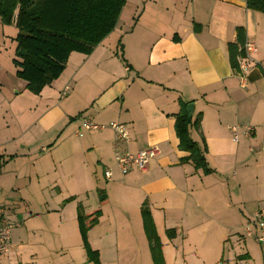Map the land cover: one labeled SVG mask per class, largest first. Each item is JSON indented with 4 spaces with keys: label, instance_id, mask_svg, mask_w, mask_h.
Wrapping results in <instances>:
<instances>
[{
    "label": "crops",
    "instance_id": "obj_1",
    "mask_svg": "<svg viewBox=\"0 0 264 264\" xmlns=\"http://www.w3.org/2000/svg\"><path fill=\"white\" fill-rule=\"evenodd\" d=\"M238 28L256 47L243 76L228 58ZM16 35L0 21V216L12 244L0 264H154L144 206L165 264H264V242L244 228L264 213V14L246 0H126L114 29L71 52L39 94L16 74ZM184 110L204 167L184 161ZM83 119L123 123L130 141ZM116 146L159 154L122 174ZM80 211L98 213L92 255Z\"/></svg>",
    "mask_w": 264,
    "mask_h": 264
},
{
    "label": "trees",
    "instance_id": "obj_2",
    "mask_svg": "<svg viewBox=\"0 0 264 264\" xmlns=\"http://www.w3.org/2000/svg\"><path fill=\"white\" fill-rule=\"evenodd\" d=\"M126 0H0V19L17 28L14 65L27 88L39 94L65 69L71 52L89 54L115 27ZM249 9L264 14V0H246ZM245 33L238 28L235 43L228 44V58L234 71L238 58L244 55ZM264 72V71H262ZM186 110L178 116L176 132L190 154L184 161L196 167L206 166L204 151L189 139ZM143 226L151 243L154 264H165L161 245L150 221L148 210L142 209ZM98 213L86 216L80 211L79 228L89 255L86 232L96 222ZM93 256L96 257L94 254Z\"/></svg>",
    "mask_w": 264,
    "mask_h": 264
},
{
    "label": "built area",
    "instance_id": "obj_3",
    "mask_svg": "<svg viewBox=\"0 0 264 264\" xmlns=\"http://www.w3.org/2000/svg\"><path fill=\"white\" fill-rule=\"evenodd\" d=\"M244 55L238 58V70L239 75L246 74L252 64L251 55L256 51L255 44L251 41L245 40L243 44ZM81 126L84 130H103L105 128L112 129L116 134L117 141H122L127 144L130 141V136L127 130V127L123 123L118 122H109L106 125L95 124L87 119L81 121ZM245 134L249 135L253 130L250 126H243ZM237 126L232 127L234 133V139H237ZM78 135L82 134L81 127L76 132ZM262 149H264V140H262ZM159 154V149L157 146H151L146 149L139 150L135 154L131 153L128 150L119 151L117 146L115 149V164L116 167L120 170L122 174L127 173L129 168L132 165H136L141 170H146L150 164V161L153 160ZM105 176L107 179H110L111 172L110 170L105 171ZM252 225L256 227V230L259 231L256 234ZM245 231L248 235L254 236V239L257 242H264V213L261 211H256L250 221L245 226ZM11 227L10 222L7 217L1 212L0 216V255L6 254L11 249Z\"/></svg>",
    "mask_w": 264,
    "mask_h": 264
},
{
    "label": "water",
    "instance_id": "obj_4",
    "mask_svg": "<svg viewBox=\"0 0 264 264\" xmlns=\"http://www.w3.org/2000/svg\"><path fill=\"white\" fill-rule=\"evenodd\" d=\"M187 111H188L189 117H191L192 116V113H193V104H189L187 106Z\"/></svg>",
    "mask_w": 264,
    "mask_h": 264
},
{
    "label": "rangeland",
    "instance_id": "obj_5",
    "mask_svg": "<svg viewBox=\"0 0 264 264\" xmlns=\"http://www.w3.org/2000/svg\"><path fill=\"white\" fill-rule=\"evenodd\" d=\"M0 21H1V19H0ZM1 23H2V21H1ZM3 25H5L4 23H2ZM249 222V221H248ZM247 224H245V226H246ZM245 226H244V228H245ZM252 229H253V231L255 232L256 231V227L254 226V225H252Z\"/></svg>",
    "mask_w": 264,
    "mask_h": 264
}]
</instances>
